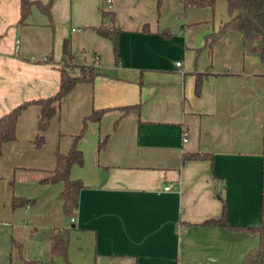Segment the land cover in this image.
Returning a JSON list of instances; mask_svg holds the SVG:
<instances>
[{"label": "crops", "instance_id": "crops-1", "mask_svg": "<svg viewBox=\"0 0 264 264\" xmlns=\"http://www.w3.org/2000/svg\"><path fill=\"white\" fill-rule=\"evenodd\" d=\"M34 1L22 17L20 0H0V115L57 90L64 38L73 62L91 63L97 73L63 96L42 145L33 142L35 103L20 111L16 137L1 144L0 264H24L11 236L22 241L24 258L45 264L50 228L68 224L72 264L240 261L258 233L201 222L223 212L230 223L254 224L264 214V65L234 28L211 53L204 45V35L228 17L226 1L181 13L179 0H162L157 15L156 0H109L104 6L121 28L117 62L111 40L94 27L103 0ZM99 107L107 109L77 140L84 161L70 175L84 185L70 221L58 196L63 182L39 177L54 166L55 148L67 151L83 116ZM195 150L210 158L182 160L183 151ZM13 194L35 201L12 207Z\"/></svg>", "mask_w": 264, "mask_h": 264}, {"label": "trees", "instance_id": "trees-1", "mask_svg": "<svg viewBox=\"0 0 264 264\" xmlns=\"http://www.w3.org/2000/svg\"><path fill=\"white\" fill-rule=\"evenodd\" d=\"M182 4L181 13H185L190 5L194 6H209L213 8L216 0H179ZM228 17L223 19L218 28L211 30L204 35V45L208 52L211 53L212 46L215 41L228 29L234 28L241 34L242 45L245 50L256 51L259 54L260 60L264 65V0H225ZM34 0H20V9L22 17L25 16ZM102 2L100 13L102 20L100 24L94 26L95 29L102 35L108 37L112 42V51L114 59L117 62L120 55L118 50V39L121 28L116 26L113 20L114 12L110 8L104 6ZM162 0H156L155 7L157 15L160 12ZM40 5V4H39ZM41 6V5H40ZM44 10L47 6L42 5ZM144 24V28L146 27ZM62 59L59 66L60 77L58 88L55 92L36 98L22 100L15 104L0 115V147L1 144L9 139L16 137L15 126L16 120L20 111L28 104L35 103L39 106L37 133L34 136L33 142L35 146H40L44 142L43 130L48 126L50 119L58 112L59 104L63 96L74 86L78 81L92 80L97 73L94 65L91 63H75L73 62V54L71 50L70 40L64 38L62 40ZM77 65L78 72H70V67ZM202 74L197 73L195 80V91L199 93L201 88ZM136 104L124 105L120 108L127 110L130 106ZM107 107L92 108L91 111L85 114L82 118V125L78 132L72 136L71 144L67 151L63 152L59 148H55V164L52 168L43 170L39 181L45 183H53L61 180L63 182L62 189L58 192L59 198L62 200V209L65 216L75 215L78 205L79 190L84 185V182L79 177L70 175L71 166L74 163L82 164L84 156L81 148L77 144V140L82 136L86 129L88 120L99 121L103 112ZM117 120H115L116 122ZM114 122V123H115ZM106 140V135L98 139L97 149H100ZM210 153L205 151H183L182 160L188 158H210ZM264 158V155H263ZM35 201L34 196H22L13 194L11 197V206L17 207L25 204H31ZM206 224H220L233 229H242L246 231H255L259 235L257 244L246 250L243 258L235 264H264V214H261L259 220L254 224H237L230 223L226 220L224 213L217 217H208L201 221ZM72 225L53 226L49 233V249L51 257L45 264H55L54 255H59L63 258L66 264H72L68 255V245L70 241V229ZM11 244L16 248L15 256L22 259L24 264H42L39 260L33 258H24L22 255V241L11 236ZM44 264V263H43Z\"/></svg>", "mask_w": 264, "mask_h": 264}, {"label": "built area", "instance_id": "built-area-1", "mask_svg": "<svg viewBox=\"0 0 264 264\" xmlns=\"http://www.w3.org/2000/svg\"><path fill=\"white\" fill-rule=\"evenodd\" d=\"M108 1L109 0H103V2H105V3H108ZM104 4V3H103ZM17 41V40H16ZM43 59H47V56L46 55H44L43 56ZM177 64H179V61H177L176 62ZM186 135H187V133H186V130L184 129L183 131H182V139L183 140H185L186 139ZM170 183H167V184H165L163 187H164V189H168L169 187H170ZM69 220L70 221H75V215L73 214V215H70L69 217Z\"/></svg>", "mask_w": 264, "mask_h": 264}, {"label": "rangeland", "instance_id": "rangeland-1", "mask_svg": "<svg viewBox=\"0 0 264 264\" xmlns=\"http://www.w3.org/2000/svg\"><path fill=\"white\" fill-rule=\"evenodd\" d=\"M227 11V10H226ZM179 61V60H178ZM79 68L77 67V70H78ZM264 135V134H263ZM69 221V220H68ZM14 257H15V249H14ZM63 259V258H62ZM55 262V261H54ZM65 262V261H64ZM66 264V263H65Z\"/></svg>", "mask_w": 264, "mask_h": 264}, {"label": "water", "instance_id": "water-1", "mask_svg": "<svg viewBox=\"0 0 264 264\" xmlns=\"http://www.w3.org/2000/svg\"><path fill=\"white\" fill-rule=\"evenodd\" d=\"M104 172V171H103Z\"/></svg>", "mask_w": 264, "mask_h": 264}]
</instances>
